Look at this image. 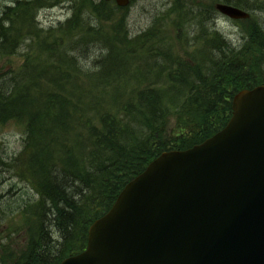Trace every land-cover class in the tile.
Segmentation results:
<instances>
[{
  "label": "trees",
  "instance_id": "obj_1",
  "mask_svg": "<svg viewBox=\"0 0 264 264\" xmlns=\"http://www.w3.org/2000/svg\"><path fill=\"white\" fill-rule=\"evenodd\" d=\"M62 1H16L0 12V62L24 47L30 54L17 69L0 74V126L22 127V150L8 168L35 194L20 209L27 220L25 241L17 250L0 245V264H60L83 251L89 226L130 180L161 153L211 137L229 120L238 92L264 85V29L255 20L247 23L240 48L217 35L213 45L206 33L196 39L203 48L199 59L155 52L150 62L138 57V49L161 46L159 25L129 38L124 10L109 30L91 29L89 19L82 24L76 11L63 32L68 39L89 32L78 44L85 53L93 40L102 46L104 54L90 64L87 54L65 57L77 53L74 47L56 57L59 47L39 39L38 13ZM83 1L100 19L120 12ZM244 1L230 4L248 8ZM180 4L176 0L170 11L179 29L194 21H183L184 13L198 17L205 11L195 6L186 13ZM160 79L162 89L146 87Z\"/></svg>",
  "mask_w": 264,
  "mask_h": 264
},
{
  "label": "water",
  "instance_id": "obj_2",
  "mask_svg": "<svg viewBox=\"0 0 264 264\" xmlns=\"http://www.w3.org/2000/svg\"><path fill=\"white\" fill-rule=\"evenodd\" d=\"M87 242L61 264H264V86L238 93L212 138L150 163Z\"/></svg>",
  "mask_w": 264,
  "mask_h": 264
},
{
  "label": "rangeland",
  "instance_id": "obj_3",
  "mask_svg": "<svg viewBox=\"0 0 264 264\" xmlns=\"http://www.w3.org/2000/svg\"><path fill=\"white\" fill-rule=\"evenodd\" d=\"M70 1V6L65 0H63L61 3L65 4H59L55 8L44 10L39 13L37 22L40 31H42L40 32L39 39H44L48 44H51V42H59L58 39L48 31H56L58 26L64 24V22L70 18L71 13L74 14L76 11L80 13L79 18L82 24L83 20H85L86 23H89L87 22V19L90 20V28L93 30H98L99 27H101V29L109 30V27L112 25L111 22L116 21L118 18L116 17V14H121V12H112L107 16V19H100L98 15L94 14L92 16L89 13L91 8L89 11L85 8L86 1ZM99 1L100 0H90L92 4H98ZM173 1L174 0H137L128 7L127 11H125V27L129 32V38H136L139 33L149 29L156 30L155 26H160L158 32L160 37H157V39L162 40L161 46L143 44L142 47H139L138 52L142 49V53L145 55H141L142 53H140L138 57H145L143 59H149V61L152 62L149 57H156L158 55L155 52H160L164 54V56L180 57L181 59L196 57L199 59V57L202 56L201 49L195 40H191L192 38L195 39V36L201 37L203 34L208 33L210 35L208 41L215 45V41L211 38L213 36L210 29H216L226 42L240 48L242 43L241 36H244L242 35V32L240 33L239 27H241L242 31H245L247 30V23L232 22L217 13H213L214 24L211 26L205 25L204 22H206L205 19L207 18V14H205L206 12H202V15L197 17L194 16L193 13L188 12V10H191L194 5H197V3L198 5L207 7L213 0H180V6L186 8L184 9V12L189 13V15L184 13V17H182L183 21H185L187 17L192 16L194 17V21L183 25V27L179 29L174 25L175 15L172 13L170 14ZM14 2L15 0H0V12H2L5 7L11 6ZM250 2L253 4H258L260 2L261 6L264 7V0H250ZM110 6L111 8H114L112 5ZM109 10L111 9L109 8ZM249 13L257 19L259 26L261 25L260 27H263L264 29V9L258 8L256 10H250ZM98 20L100 21V25L97 23ZM80 29L81 28H74L71 32ZM83 33V31L78 32L76 38H72L73 36L69 35L70 39L67 37V32L62 33V35L66 37V41H73V43L65 45V47H69L68 49L74 47L73 50L76 49L75 51L77 52L67 53V56L65 57H85V54H87L89 55L88 60H91V64L92 61L97 59V57H101L104 53H101L102 46L99 47L95 40L92 41L93 46L90 50L85 53L84 45H78L79 43H82L80 40L86 38ZM209 35L207 37H209ZM168 36H171L172 39H167L168 41H166V37ZM177 36H181L180 41L177 40ZM89 39L92 38L90 37ZM184 40L189 42H182ZM134 45L136 46L138 43H134ZM58 47L59 49L55 52V56L62 57L60 54L63 49L61 46ZM25 49V47L21 48L18 51L17 56H14L13 58L2 60L0 62V74H3L7 69H17L22 64L24 57L30 56L29 51L27 50L26 52ZM134 49H137V47ZM209 49L206 51L209 52ZM3 67H5V69L1 71ZM141 68H145L143 63L141 64ZM164 82L165 79H160L157 82L152 81L150 84H147L146 87L153 86L162 89ZM21 150L22 127L15 122L0 126V160L5 163V167L0 164V245H6L13 250L20 248L25 241L27 220L20 215V209L28 201L34 200V194L30 188L23 182H20L15 177L14 173L9 170L11 165L9 161L13 160ZM0 163L2 162L0 161ZM1 256L2 253L0 252V257Z\"/></svg>",
  "mask_w": 264,
  "mask_h": 264
},
{
  "label": "bare ground",
  "instance_id": "obj_4",
  "mask_svg": "<svg viewBox=\"0 0 264 264\" xmlns=\"http://www.w3.org/2000/svg\"><path fill=\"white\" fill-rule=\"evenodd\" d=\"M62 4H65V3H60V5H62ZM67 4H68V2H67ZM249 6L251 8H253V9H258V8L261 9L256 3L255 4L249 3ZM205 21H206V22H204L205 25H210L211 26L212 24H214V17L212 15H207V18L205 19Z\"/></svg>",
  "mask_w": 264,
  "mask_h": 264
}]
</instances>
